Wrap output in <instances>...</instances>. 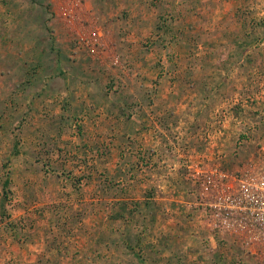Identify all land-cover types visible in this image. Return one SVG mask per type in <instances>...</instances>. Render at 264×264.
Listing matches in <instances>:
<instances>
[{
  "label": "rangeland",
  "instance_id": "rangeland-1",
  "mask_svg": "<svg viewBox=\"0 0 264 264\" xmlns=\"http://www.w3.org/2000/svg\"><path fill=\"white\" fill-rule=\"evenodd\" d=\"M195 165L264 170V0H0V264H262Z\"/></svg>",
  "mask_w": 264,
  "mask_h": 264
},
{
  "label": "built area",
  "instance_id": "built-area-1",
  "mask_svg": "<svg viewBox=\"0 0 264 264\" xmlns=\"http://www.w3.org/2000/svg\"><path fill=\"white\" fill-rule=\"evenodd\" d=\"M191 175L214 215L238 233L264 264V170L244 169L231 176L217 165H195Z\"/></svg>",
  "mask_w": 264,
  "mask_h": 264
},
{
  "label": "trees",
  "instance_id": "trees-1",
  "mask_svg": "<svg viewBox=\"0 0 264 264\" xmlns=\"http://www.w3.org/2000/svg\"><path fill=\"white\" fill-rule=\"evenodd\" d=\"M7 182L8 181H5L6 184H8ZM132 212L133 211L127 208L126 201L122 199V200H118V208L117 210L111 212L110 217L114 220H119V219L126 220L128 216H132L131 215ZM119 239L122 240L124 247L129 249L132 248V246L128 243L130 242V239H128V234H126L124 231L120 233ZM140 241H141L140 235L137 234V239L135 240V243H137L138 246L140 245Z\"/></svg>",
  "mask_w": 264,
  "mask_h": 264
}]
</instances>
